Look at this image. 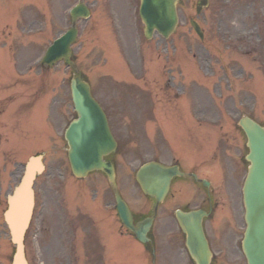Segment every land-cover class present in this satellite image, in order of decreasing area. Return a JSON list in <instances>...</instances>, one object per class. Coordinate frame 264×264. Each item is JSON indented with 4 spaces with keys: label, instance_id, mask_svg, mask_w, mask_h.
I'll return each instance as SVG.
<instances>
[{
    "label": "rangeland",
    "instance_id": "1",
    "mask_svg": "<svg viewBox=\"0 0 264 264\" xmlns=\"http://www.w3.org/2000/svg\"><path fill=\"white\" fill-rule=\"evenodd\" d=\"M76 1L0 0V264H10L14 251L2 217L6 196L21 177L23 165L33 155H43L46 167L35 181V208L25 237V253L30 264L67 263V240H63L62 247L53 243L54 240L51 242L54 236L52 225L62 218L61 214L53 212L54 202L64 192L69 212L76 209L88 212L98 225L93 234V231L87 232L85 227L81 228L77 224L78 229L85 231V235L81 233V247L73 255L75 261L71 259L69 264H101V260L104 264L147 263L144 246L129 236L121 235L118 223L109 216L105 205L108 199L106 193L110 192L105 182L102 179H98L101 183L93 182V179L82 181L84 183L70 180L72 177L65 159V145L59 139L58 130L71 115L66 92H69L72 71L62 62L49 69L38 64L45 49L65 29L66 8ZM182 1L183 5L178 7L179 28L175 35L167 40L155 36L151 44L142 37L136 3L135 10H131L133 28L126 27L112 14V26L119 38L117 42L124 44L127 50V57L124 55L127 63L124 65L120 53L113 50L108 51L107 56L113 58L114 62L119 60L123 68L122 75L114 70L118 69L117 65L113 69L110 62L103 61V56L94 47L96 39L92 34L77 37L72 46V55L85 80L90 83L93 95L109 109L113 123L115 115L111 109L115 106L123 110L122 128L125 133H129V137H124L123 156L118 159L117 166L121 195L128 200L134 212L145 211L148 206L133 176L139 166L138 161L150 158L141 147L151 154V137L145 139L141 134V147H136L137 133L132 129L137 124H145L148 116L140 117L137 110L120 106L113 93L105 89V84L109 88L111 84L138 82L147 90L151 89L155 99L163 103L168 100L160 94L159 86L169 90L172 107L169 104L161 106L173 124L171 132L180 134L184 139L182 142L178 135H174L173 142H178L184 154L200 148L196 154L197 160L192 161L196 162L200 178L210 179L215 187H221L220 181L210 177L211 170L215 163L229 161L232 194L216 196L219 199L218 216L230 218L232 227L229 229L225 225L213 231L209 229V238L216 262L245 264L239 249L244 225L241 208L238 210V189L247 164L243 161L246 154L245 137L237 129V122L241 116L247 115L264 127V0H210L209 7L198 17L195 16L196 0ZM98 9L100 7H96ZM96 18L103 17L97 12ZM191 18L196 19L206 34L204 42L190 27ZM119 30L123 31L125 38L119 34ZM141 46L146 52H140L138 59L141 62L138 63L132 60L131 51ZM104 78L111 84L109 81L103 82ZM186 91H192L196 99L201 98L199 108L203 114L196 117L201 116L205 125L216 124V128L210 125L205 126L207 129L198 128L195 123L192 127L193 116L187 112L191 104L182 101ZM185 102L190 105L189 108H183L186 107ZM182 108L187 117L180 114ZM64 110H67V114L62 117ZM164 135L167 137L169 133L164 131ZM191 143L193 145L188 147ZM219 146L220 153L217 152ZM57 147L61 158L56 154ZM156 147L158 158L166 162L176 159L182 166H186L184 157L190 159L193 156L184 155L172 144L164 148L158 142ZM179 192L173 189L169 193L167 203L165 206L162 204L167 208L159 212L155 230L151 232L156 243L158 264H171L177 255V264L187 261L183 237L172 216V211L179 204L186 203ZM191 193L197 199L204 197L195 189ZM188 201L190 208L202 206L200 201ZM108 203L112 205V201ZM58 231L68 232L64 223H61ZM41 236L46 238L44 246L43 240L40 242ZM166 240L171 245H163ZM86 247L93 253L90 260L85 257ZM59 251L61 254H57Z\"/></svg>",
    "mask_w": 264,
    "mask_h": 264
},
{
    "label": "water",
    "instance_id": "2",
    "mask_svg": "<svg viewBox=\"0 0 264 264\" xmlns=\"http://www.w3.org/2000/svg\"><path fill=\"white\" fill-rule=\"evenodd\" d=\"M208 0L197 4V11L207 5ZM180 0H141L139 15L144 24V34L150 38L154 31L167 38L175 31L177 16L175 6ZM195 31L201 36L198 27L191 22ZM75 31L68 32L63 38L55 41L48 49L43 63L48 66L63 59L65 63L74 66L69 60V46L75 39ZM71 91L75 110L79 119L67 130L66 139L69 144L68 159L72 172L77 177H84L89 171L100 170L107 174L114 183L113 168L101 160V156L113 148L108 138L105 118L95 101L89 94V87L76 71L71 82ZM239 125L247 137L250 162L244 184V205L246 230L242 242V250L247 264H264V129L255 122L243 117ZM100 138H107V144ZM43 166L40 157L31 158L25 167L19 186L8 197V209L4 221L9 230L11 243L14 245V255L11 264H27L24 259L23 237L28 226L32 207V183L36 174ZM178 174L176 168H166L158 164L144 165L137 173L136 180L144 194L155 197L160 202L167 193L171 178ZM117 209L121 222L142 243L148 242L146 234L152 223V218L137 225L133 224L131 214L126 204L116 196ZM201 212L183 214L176 213L180 227L187 234V250L196 264H209L210 252L201 229Z\"/></svg>",
    "mask_w": 264,
    "mask_h": 264
},
{
    "label": "flooded vegetation",
    "instance_id": "3",
    "mask_svg": "<svg viewBox=\"0 0 264 264\" xmlns=\"http://www.w3.org/2000/svg\"><path fill=\"white\" fill-rule=\"evenodd\" d=\"M83 3H86V0H82ZM87 4V3H86ZM106 114H107V117L110 121V131L113 135V137L115 138L116 140V143H117V147H116V151H118V147L120 146V149L122 148V139L124 137V130L122 128V122H123V113H122V110L121 109H115L114 110V115H115V123H113V121L111 120L110 118V113H109V110L104 108ZM73 119V115L70 116V119L68 120V122ZM67 122V123H68ZM220 146L218 147L217 149V152L220 153ZM159 151H155L154 152V156H157ZM117 157V156H116ZM215 169L213 171V176L216 177L220 182H221V187H217V189L215 190V187L214 185H210V191H211V195L209 196L208 199H203L202 202H204L206 204V209H208V204L211 205V209L214 210L216 209L217 205H219V202H218V195L222 192H224V195L227 194H230V190L233 188L232 187V172H231V167L229 165V161L228 162H217L215 163ZM186 171L188 174H196V166L193 165L192 167L190 168H185ZM189 182L192 183V185L194 186H197L199 185L203 190V186L201 183H198V184H194L193 183V180L191 178H189ZM187 185H185V189L189 190L191 189V185L189 183H186ZM197 189V188H195ZM205 191V190H204ZM226 192V193H225ZM217 195V196H216ZM227 196V195H226ZM208 202V204H207ZM185 210H188V209H185ZM141 217V218H140ZM136 218H140V220L142 218H144V216H142V214H137ZM214 219V217L212 218ZM215 223L213 222L212 225H211V228L213 229Z\"/></svg>",
    "mask_w": 264,
    "mask_h": 264
}]
</instances>
